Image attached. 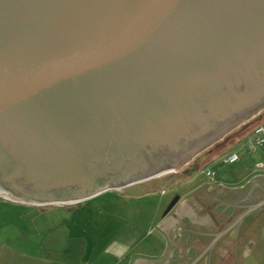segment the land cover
Segmentation results:
<instances>
[{"label":"water","instance_id":"obj_1","mask_svg":"<svg viewBox=\"0 0 264 264\" xmlns=\"http://www.w3.org/2000/svg\"><path fill=\"white\" fill-rule=\"evenodd\" d=\"M263 110L264 0H0L5 197L177 174Z\"/></svg>","mask_w":264,"mask_h":264},{"label":"crops","instance_id":"obj_2","mask_svg":"<svg viewBox=\"0 0 264 264\" xmlns=\"http://www.w3.org/2000/svg\"><path fill=\"white\" fill-rule=\"evenodd\" d=\"M253 130L235 137L247 141L241 152L233 147L225 156L231 167L219 172L207 167L203 181H195V172L217 154L209 155L210 148L199 155L186 178L173 182L186 189L170 213L163 200L149 212L127 207L109 216L92 209L90 201L50 206L1 194L0 264H263L264 146L248 151ZM233 153L240 160L227 163ZM146 194L118 202L141 201Z\"/></svg>","mask_w":264,"mask_h":264},{"label":"rangeland","instance_id":"obj_3","mask_svg":"<svg viewBox=\"0 0 264 264\" xmlns=\"http://www.w3.org/2000/svg\"><path fill=\"white\" fill-rule=\"evenodd\" d=\"M264 121V110L260 113V115H258L257 117H255L253 120L247 122L246 124H244L243 126L235 129L232 133H230L227 137L224 138V140L217 142L215 145H213L212 147H210L211 149H213L209 155H215L217 154L216 158H214L213 160H210L207 164L206 167H202L200 170L196 171L194 174V179L195 181H203L206 177H205V172L203 171L205 168L210 167L213 168L216 171H220L221 169H228L231 166H228L227 164H225L224 162V158L225 156H227V154L229 153V151L234 147V149H236V151L241 152L238 148L239 147H243L244 144H246V137L243 139H236L235 137H237L239 134L241 135H245V133H247L249 131V129L254 128V126L258 123H262ZM248 123H252L250 127V125H248ZM248 125V126H246ZM244 127L242 130L241 128ZM236 139V140H235ZM226 140L225 144V148L224 150L222 149L223 146V142ZM239 140L238 142H235ZM209 148V149H210ZM238 149V150H237ZM242 149V148H240ZM205 157V156H204ZM198 161V157H196L195 159L191 160L186 166H184L177 174H166L164 176H161L159 178L156 179H152L150 181L147 182H143L140 184H136L133 186H130L128 188L122 189L121 191H108L105 192L99 196H97V200H93L96 198H92L90 200H88L89 205L92 207V209H97L99 210V213H104V214H108L109 216L111 215V213L113 212H117V211H122V212H126L127 211V207L131 208V210H134L135 213H139V212H143V211H152V204H154L155 202H159L161 200H163L165 202V209L164 211L167 210V208L169 207V205L172 203V201L177 197L180 196L184 190L186 188H184V184L181 183H173L174 181H178V180H183L184 175L186 174V171H188V169H190L194 163ZM202 163V160L200 161ZM199 162V166L200 163ZM213 172V171H212ZM172 182L170 184L165 185L166 183ZM160 185H165V187H161ZM150 193L151 194H146L147 190L150 189ZM10 195L13 196H21L24 197L23 195L8 191ZM5 194V191L3 189L0 188V195ZM146 194L149 195L147 196V198H143L141 201H126L124 200L123 203L118 202V200H120V198L125 197L126 195H138V194ZM7 195V194H5ZM9 196V195H7ZM102 196L101 198H98ZM134 199V198H133ZM6 200V199H5ZM8 201V200H7ZM164 205V203H163ZM51 206V205H50ZM84 208V207H83ZM45 209H49V211H58L57 208L55 207H47ZM71 210H75V209H71ZM143 210V211H142ZM60 211V210H59ZM61 211H69V209L66 210H61ZM163 211V212H164ZM258 264H261L260 262ZM264 264V263H263Z\"/></svg>","mask_w":264,"mask_h":264},{"label":"built area","instance_id":"obj_4","mask_svg":"<svg viewBox=\"0 0 264 264\" xmlns=\"http://www.w3.org/2000/svg\"><path fill=\"white\" fill-rule=\"evenodd\" d=\"M263 146H264V125H260L253 132V137L248 145V151L252 153L255 152L258 148H261ZM239 160H240L239 154L233 153L227 157L226 162L230 164H234L237 163ZM207 174L212 177L214 176L215 173L212 171H207Z\"/></svg>","mask_w":264,"mask_h":264},{"label":"trees","instance_id":"obj_5","mask_svg":"<svg viewBox=\"0 0 264 264\" xmlns=\"http://www.w3.org/2000/svg\"><path fill=\"white\" fill-rule=\"evenodd\" d=\"M251 124H252V123H250V124L248 123V125H250V127L253 126V125L251 126ZM248 125H246V126H248ZM260 125H263V124H260V123L256 124V125L254 126V130H255L258 126H260ZM243 128H244V127H242L241 130H242ZM254 130H253V132H254ZM225 142H226V140H225L222 144L225 145V144H224Z\"/></svg>","mask_w":264,"mask_h":264}]
</instances>
